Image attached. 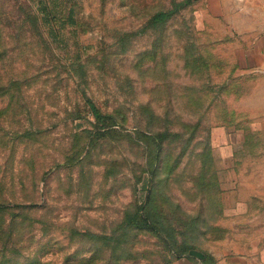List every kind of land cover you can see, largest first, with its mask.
Here are the masks:
<instances>
[{"label": "rangeland", "instance_id": "rangeland-1", "mask_svg": "<svg viewBox=\"0 0 264 264\" xmlns=\"http://www.w3.org/2000/svg\"><path fill=\"white\" fill-rule=\"evenodd\" d=\"M182 1L0 0V264L264 253V73Z\"/></svg>", "mask_w": 264, "mask_h": 264}, {"label": "crops", "instance_id": "crops-1", "mask_svg": "<svg viewBox=\"0 0 264 264\" xmlns=\"http://www.w3.org/2000/svg\"><path fill=\"white\" fill-rule=\"evenodd\" d=\"M200 3L204 8L197 13V21L205 23L220 44L226 39L239 67L264 73V0H200ZM215 264H264V253L232 255Z\"/></svg>", "mask_w": 264, "mask_h": 264}, {"label": "trees", "instance_id": "trees-1", "mask_svg": "<svg viewBox=\"0 0 264 264\" xmlns=\"http://www.w3.org/2000/svg\"><path fill=\"white\" fill-rule=\"evenodd\" d=\"M189 3V0H184L180 3H177L174 7V9L171 10H167V11H158L156 12L152 18L151 21L152 23H159V22H163L164 20H166L172 13L174 10H176V8L178 6H182ZM88 105H89V110L90 113L93 115V117L97 120V121H101L103 120L105 117L104 115H102V113L99 111V109L94 105V103L90 100L87 101ZM124 223L126 226H134V227H150V223H146V222H142L139 223L137 221H135V219L130 215V214H126L124 217ZM105 239H107L108 241L110 239H112V237H104ZM80 264H84L83 261H79Z\"/></svg>", "mask_w": 264, "mask_h": 264}]
</instances>
